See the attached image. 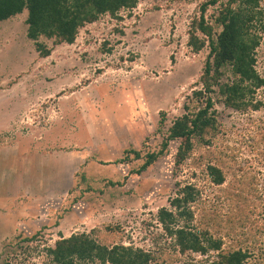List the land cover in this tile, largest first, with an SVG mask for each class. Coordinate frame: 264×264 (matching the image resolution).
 <instances>
[{"label": "rangeland", "instance_id": "374dc122", "mask_svg": "<svg viewBox=\"0 0 264 264\" xmlns=\"http://www.w3.org/2000/svg\"><path fill=\"white\" fill-rule=\"evenodd\" d=\"M201 1L138 0L130 10L86 23L72 43L53 45L52 39L41 38L51 48L45 57L26 36L24 12L0 23V115L7 108L8 120L0 137L7 142L19 139L20 145L14 144L25 153L31 148L26 142L37 138L40 152L71 150L78 159L68 192L64 186L49 190V179L48 190H19L14 210L0 200V264L18 241L16 235L37 231L40 235L30 245L39 246L20 264L40 263L42 246L74 232H90L100 242L169 252L172 240L164 235L157 210L170 207L176 182L198 188L192 225H198L200 207L233 217L234 201H241L234 194H243L249 218L241 224L225 220L228 229L210 233L219 236L225 248L248 251L244 264H264V145L257 143L264 135V106L242 112L215 103L222 132L215 147L233 154L239 172L246 169L255 176L257 190H220L229 176L216 185L204 164L193 167L190 160L174 174L176 140L141 172L136 170L142 160L131 154L119 161L128 149H158L161 133L183 113L187 97L199 87L208 48L193 50L188 31ZM260 8L254 66L264 80V0ZM255 98L264 102V84ZM160 112L166 116L162 126ZM110 181L120 183L113 186ZM30 195L44 204L31 208ZM210 258L212 253L189 252L174 264H208Z\"/></svg>", "mask_w": 264, "mask_h": 264}, {"label": "trees", "instance_id": "16d2710c", "mask_svg": "<svg viewBox=\"0 0 264 264\" xmlns=\"http://www.w3.org/2000/svg\"><path fill=\"white\" fill-rule=\"evenodd\" d=\"M260 1L202 0L199 3L198 16L192 19L188 31V44L193 50L208 48L198 78L199 87L187 97L189 100L183 106V113L173 117L161 133L158 149H128L119 161L127 159L129 153L142 160L136 170L141 172L167 152L170 141L176 140L174 174L190 160L193 167L204 164V171L216 185H222L228 175V183L219 186L220 190H257L255 176L246 169L239 172L233 163V154L226 155L223 147L222 152L218 150L221 145L215 147L222 133L215 103L217 101L242 112L264 106L261 99L255 98L256 91L264 84L254 66V52L261 38L254 28L261 24L263 17ZM137 3L138 0H0V23L24 12L26 36L34 41L39 55L45 57L50 54L51 48L41 38L52 39L53 45L72 43L80 27L86 23L106 14L115 16L122 9L134 8ZM210 7L213 11L208 13ZM165 119V113L160 112V126ZM257 139V143L264 145L263 134ZM201 149L204 151L201 152ZM119 183L110 181L113 186ZM175 186L170 207L157 210V220L163 233L172 240L169 252L132 244H112L106 240L100 242L90 232H74L60 237L53 244L42 246L41 261L35 264H174L178 256L189 252L204 256L212 253L208 264H244L248 251L225 248L222 239L210 233V229H228L225 220L241 224L249 218L243 194H234L241 201H234L236 215L233 217L200 207L198 225H192L194 211L191 205L198 188L194 184L180 182H176ZM39 235V231L30 235H16L18 241L14 246L11 244L4 264L25 263L39 246V243L30 245Z\"/></svg>", "mask_w": 264, "mask_h": 264}, {"label": "crops", "instance_id": "0c3cea01", "mask_svg": "<svg viewBox=\"0 0 264 264\" xmlns=\"http://www.w3.org/2000/svg\"><path fill=\"white\" fill-rule=\"evenodd\" d=\"M2 112L4 114L0 115V131L6 127L8 121L6 116L7 108H4ZM1 140L0 159L6 160L0 163V200L2 202L7 201V204L11 206L8 208L9 210H14L13 206L17 203L16 199L21 194L19 190H48L49 179H51L50 184L52 185V188H49V190H57V188L59 189L62 186L66 187L63 189L66 192L71 190L74 185L73 166L78 160L73 156L71 150L40 152L39 145L41 142L36 138V140L31 139L29 143L26 142V145H29L28 147L31 148L28 149L29 153H25L18 150L19 148L14 144L20 145L19 139L10 142L2 138ZM39 179L42 181V184H39ZM67 181L68 183L66 184ZM37 186L38 189L36 188ZM6 190L7 193H4ZM30 199L31 208H34V203H36L35 206L37 205L36 209L40 208V204H44V201L42 202L40 198L33 197V195L32 197L30 195ZM26 204L29 206V203L26 202ZM36 209L27 210H29V213H33ZM20 213L18 216L22 217V211ZM11 217L15 219L17 214Z\"/></svg>", "mask_w": 264, "mask_h": 264}]
</instances>
